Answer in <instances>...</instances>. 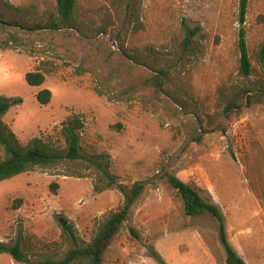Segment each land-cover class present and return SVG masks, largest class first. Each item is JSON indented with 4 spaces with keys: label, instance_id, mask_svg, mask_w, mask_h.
Masks as SVG:
<instances>
[{
    "label": "rangeland",
    "instance_id": "rangeland-1",
    "mask_svg": "<svg viewBox=\"0 0 264 264\" xmlns=\"http://www.w3.org/2000/svg\"><path fill=\"white\" fill-rule=\"evenodd\" d=\"M8 1L21 11L0 6V95L22 101L4 122L23 145L59 147L69 120L83 126L80 159L0 181V241L20 243L32 263L60 259L123 205L120 183L139 182L105 264H225L216 223L185 213L173 175L220 206L246 264H264V104L227 110L238 90L264 89V0H249L245 22L240 0H77L71 24L57 0ZM160 70L170 75L158 90L146 82ZM35 71L45 73L40 86L26 79ZM0 264L28 263L2 253Z\"/></svg>",
    "mask_w": 264,
    "mask_h": 264
},
{
    "label": "trees",
    "instance_id": "trees-1",
    "mask_svg": "<svg viewBox=\"0 0 264 264\" xmlns=\"http://www.w3.org/2000/svg\"><path fill=\"white\" fill-rule=\"evenodd\" d=\"M76 3L77 0H57L58 14L65 24L72 23ZM248 4L249 0H240L241 22H245L246 20ZM0 6H4L7 11H21L20 7L14 6L8 0H0ZM4 16L5 14L0 10V18ZM195 33L194 30H190L191 35ZM190 41L192 40L188 36L186 40L187 45H190ZM240 49V71L242 75L249 76L253 72V67L248 54L244 30L241 31ZM259 61L264 70V44L259 52ZM169 75L170 72L168 70H160L146 83L153 85L158 90L163 89V85L169 78ZM26 79L30 85L40 86L45 82L46 76L43 71L28 72ZM51 95V90L43 89L38 93V99L41 103L48 104L51 100ZM21 101L19 98L0 95V147L5 152L4 158L0 160V181L32 171L37 167H48L62 161H75L81 158L80 134L77 129L82 128L83 125L79 118L69 120L68 126L63 130L66 138L65 147H59L55 144L44 142L41 139H36L31 144L23 145L15 132L3 120L4 115L10 108ZM257 104H264V89L255 91L244 88L238 90L235 96L228 102L227 110L238 112L241 111L244 105L249 107ZM198 135L196 139L200 141L202 139V131H199ZM102 173L108 185L112 186L117 183L116 178L110 172L109 164L103 168ZM168 183L181 196L187 215L193 218H210L216 223L220 242L225 249L224 263L246 264L245 259L231 244L225 216L220 206L212 201L211 196L202 194L197 186L173 175L168 178ZM52 187H57V184H53ZM119 188L125 198L123 205L118 210L113 211L102 222L98 232L89 243L82 245L74 237V246L60 259L46 258L34 263L28 260L20 243L10 245L0 241V254L9 253L16 261L28 264H105L106 253L124 223L129 219L133 206L143 193L144 185L139 182L133 186L120 183Z\"/></svg>",
    "mask_w": 264,
    "mask_h": 264
}]
</instances>
